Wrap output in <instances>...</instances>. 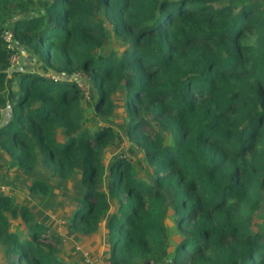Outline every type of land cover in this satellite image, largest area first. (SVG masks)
Returning a JSON list of instances; mask_svg holds the SVG:
<instances>
[{
	"label": "trees",
	"instance_id": "1",
	"mask_svg": "<svg viewBox=\"0 0 264 264\" xmlns=\"http://www.w3.org/2000/svg\"><path fill=\"white\" fill-rule=\"evenodd\" d=\"M19 48L57 76L13 68ZM119 89L143 161L105 164L121 135L94 118L113 116ZM0 117V158L77 177L68 228L105 221L109 264H264V0H0ZM59 239L0 193L4 264H67Z\"/></svg>",
	"mask_w": 264,
	"mask_h": 264
},
{
	"label": "rangeland",
	"instance_id": "2",
	"mask_svg": "<svg viewBox=\"0 0 264 264\" xmlns=\"http://www.w3.org/2000/svg\"><path fill=\"white\" fill-rule=\"evenodd\" d=\"M40 11V7L33 6L27 15H32ZM118 43L119 41L110 35L105 42V49H118ZM13 55L14 58L11 66L15 69L33 70L39 74L44 73L47 77L57 76L45 68L36 56L26 48H19L18 52H14ZM73 80L76 81L84 95L88 96V77L79 71L75 73ZM85 99L88 100L87 97ZM113 102L115 113L110 118L93 116L91 113V102L85 105L83 103L86 116L95 117V122L99 124H109L121 135L120 141L114 140L113 142L114 152L112 154L108 152L102 155L103 162L106 164L113 155L131 156L141 158L143 161L142 153L127 140L124 134L123 117L117 115L118 113L122 114L123 111V94L121 89L113 95ZM7 160L8 158L6 156L0 158V186H3L0 193L3 191L11 194L17 201L26 204L33 210L39 221H44L45 224L59 233L58 248L67 264H103L105 260L103 257L108 248L105 234V221L100 222L97 231L88 236L75 234L68 228V217L74 205L79 201V196L82 191L77 177L74 176L65 181H61L40 170L33 172L19 170L14 163ZM142 174L144 179H148L149 174L147 175L143 171ZM105 175L102 176L103 188L106 179ZM37 177L47 181L49 185L47 192L31 194L28 191L29 183ZM168 212L170 213V211ZM166 222L170 226L171 222L169 218L166 219ZM0 264H4L1 248Z\"/></svg>",
	"mask_w": 264,
	"mask_h": 264
},
{
	"label": "built area",
	"instance_id": "3",
	"mask_svg": "<svg viewBox=\"0 0 264 264\" xmlns=\"http://www.w3.org/2000/svg\"><path fill=\"white\" fill-rule=\"evenodd\" d=\"M3 38L6 40V41H10V33L8 32V31H4V33H3ZM14 54V53H13ZM13 54H11V56H10V62H13ZM53 77V76H52ZM103 264H109L108 263V261L105 259L104 260V262H103Z\"/></svg>",
	"mask_w": 264,
	"mask_h": 264
},
{
	"label": "crops",
	"instance_id": "4",
	"mask_svg": "<svg viewBox=\"0 0 264 264\" xmlns=\"http://www.w3.org/2000/svg\"><path fill=\"white\" fill-rule=\"evenodd\" d=\"M2 189H3V186H0V190ZM1 193L7 194L6 192H3V191Z\"/></svg>",
	"mask_w": 264,
	"mask_h": 264
}]
</instances>
